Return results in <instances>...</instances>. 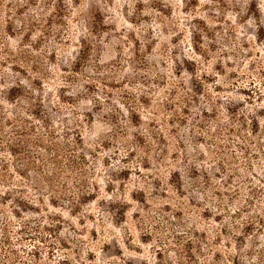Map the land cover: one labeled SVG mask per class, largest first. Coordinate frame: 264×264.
I'll list each match as a JSON object with an SVG mask.
<instances>
[{"label":"rangeland","instance_id":"1","mask_svg":"<svg viewBox=\"0 0 264 264\" xmlns=\"http://www.w3.org/2000/svg\"><path fill=\"white\" fill-rule=\"evenodd\" d=\"M49 129L86 193L0 181V264H264V0H0V174Z\"/></svg>","mask_w":264,"mask_h":264},{"label":"trees","instance_id":"2","mask_svg":"<svg viewBox=\"0 0 264 264\" xmlns=\"http://www.w3.org/2000/svg\"><path fill=\"white\" fill-rule=\"evenodd\" d=\"M47 136L49 137L48 139H45V141H50L51 145L49 147L50 151L48 152L49 154V159L50 162L45 165L43 167L42 164H39L38 161L43 162L47 157L45 153H43L42 155L38 156V159H33V161H30L28 159H24V162L20 165V167L18 169H15L17 174L23 178V179H15V175H13L9 169L7 168L5 170L4 173L0 174V181L3 182V184L5 185L7 182H11V184H14L16 187L19 188V191L23 194H26L25 186L27 184H24V179L28 178V180L30 181V185L34 187L35 190L39 191V195H37L36 200L38 202H40L41 204L45 203L44 197L48 196L50 197L49 199H53V194H59V196H65L63 198H65L67 200L68 203L73 204L74 206L78 205L79 202V198L78 196L80 195V197L82 195H85L86 193V188H87V180H86V171L83 168V163L79 160V159H83L85 158V156H79L78 155V151L74 150L77 152V154H75L73 152L72 155V163L70 166V171L72 173V178H74L73 180H71L69 185H72L73 187L77 188V192L73 190L72 187H70L68 184L66 183H60L59 185L57 183L56 178L53 179V130L49 129ZM38 138V145L42 146L41 144L43 143V140L41 137H37ZM44 141V143H45ZM13 149H11L12 151ZM13 152H15V154H18V152L20 153V150L16 149L13 150ZM79 157V159L77 158ZM32 164V165H31ZM29 166L31 165L32 167L34 166L33 170H36L37 172H35L33 174V176L31 177H26L23 173L24 167L25 166ZM23 167V168H22ZM61 180L68 181V179H66L65 177H61ZM59 180V182L61 181ZM9 185V183H8ZM60 187V189H57V187ZM89 188V187H88ZM45 191L46 193H40V191Z\"/></svg>","mask_w":264,"mask_h":264}]
</instances>
